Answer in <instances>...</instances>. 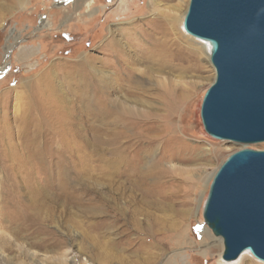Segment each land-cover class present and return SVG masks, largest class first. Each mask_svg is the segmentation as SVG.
Returning a JSON list of instances; mask_svg holds the SVG:
<instances>
[{
	"label": "bare ground",
	"instance_id": "6f19581e",
	"mask_svg": "<svg viewBox=\"0 0 264 264\" xmlns=\"http://www.w3.org/2000/svg\"><path fill=\"white\" fill-rule=\"evenodd\" d=\"M12 2L0 0V11L10 7ZM94 2L75 0L73 8L78 10L83 6L88 13ZM144 2L147 13L157 17L143 33L142 38L146 42L143 51L135 54L130 50L128 44L121 41L125 32L117 29V34L111 32L106 38L109 43L106 54L113 58L112 69L94 67L85 55L79 60L81 63L78 62V65L86 64L93 93L87 94L82 89L84 76L85 79L77 82L76 89L69 84L76 100L54 89L55 92L50 94L51 102L47 99L50 103H44L45 95L34 106L24 105L42 122L35 125L30 137L26 135L28 138L24 140L27 161L34 159L40 164L47 163L41 156L44 147L57 148L65 139L73 140L79 133L82 137L84 133L80 127H88L93 133L92 139L86 138L83 155L78 167L74 166L76 169L72 176L63 170L49 171L48 181L36 183L31 190L25 207L28 214L20 212L19 219L26 222L61 218L70 231L74 226L82 225L74 220L76 214L98 216L102 214L101 205L110 207L123 220L120 231H113L119 227L113 214L114 217L105 223L104 231L99 229L98 221L84 223L87 231L81 238V249L93 253L102 264L113 261L119 264H155L164 251L183 244L196 245L197 253L207 257L208 250L222 242L218 237L208 248L209 229L204 226L199 242L191 236L197 187L183 186L196 174L191 164L187 159L166 156L165 153L161 158L157 157V151L164 144L180 141L185 130L189 129L182 122L195 97L197 82L193 79V72L200 70V61L204 57L210 61L211 46L207 41L187 34L183 27L178 29L183 25V18L174 12L180 9V3ZM77 14L80 16L81 12ZM9 49L10 44L6 46L5 53ZM122 69H129V73L121 75L119 71ZM153 109L162 111L159 113ZM94 115L97 116V126L91 121ZM71 128L80 131H73L74 138L65 136ZM101 129H104L106 138L101 137ZM41 137L45 144H41ZM95 155L99 157H93ZM96 160L101 163L95 164ZM85 161L86 165H83ZM96 186L106 189L105 202L97 204L95 198L87 195ZM25 224L30 226V223ZM102 237L106 239L101 240ZM119 240H123L120 249L126 255L117 250ZM133 256L137 258L132 259ZM177 258V254L167 255L162 264H177ZM253 258L244 251L236 260L223 263L248 264ZM75 259L74 256L73 264H77ZM180 264L188 263L183 259Z\"/></svg>",
	"mask_w": 264,
	"mask_h": 264
},
{
	"label": "rangeland",
	"instance_id": "374dc122",
	"mask_svg": "<svg viewBox=\"0 0 264 264\" xmlns=\"http://www.w3.org/2000/svg\"><path fill=\"white\" fill-rule=\"evenodd\" d=\"M13 1L10 7L0 11V264H73L74 256L77 264H102L93 253L81 249V238L87 231L84 225L87 221H98L99 229L105 230V223L116 215L110 207L101 205L102 214L91 216L92 218L81 213L76 214L74 220L80 221L82 225L74 226L70 231L61 218L55 219L56 221L26 220L31 227L19 219L20 212L28 214L25 207L29 202L31 190L36 183L48 181L49 171L63 170L72 176L76 169L74 166L78 167L83 155L86 138L92 139L93 133V131L90 133L88 127H80L85 135L81 137L79 133L74 138L73 131H77L78 128H71L65 136H73V140L65 139L66 141L57 148L49 145H46L49 146L47 148L44 147L41 156L47 163L40 164V161L34 159L27 161L25 159L27 150L23 149V143L30 137L33 127L40 125L41 121H38L33 111L26 109L25 106H34L44 99L45 95L47 98L43 102L50 103L52 100L50 94L55 92L54 89L57 93H67L76 100L69 90L70 85L76 89L77 82L84 76L86 79L84 78L82 89L87 94L93 93L86 64L78 65L81 63L79 61L81 57L83 55L88 57L94 67L112 69L113 58L106 54V50L109 49L106 38L110 33L117 34L116 30L122 29L125 35L121 41L128 44L129 49L135 54H139L146 43L142 38L143 33L154 23L157 16L147 13L145 0H94L93 8L88 13L83 6L78 10L73 8L75 0ZM162 1L180 3V9L174 13L177 17L184 18L189 0ZM78 12H81L80 16ZM178 29L182 30V26L179 25ZM9 44L10 49L5 53V48ZM200 65V70L193 72V79L197 82L195 97L190 108H187L182 122V125L189 129L185 130L184 138L181 137L180 141H169L157 151L158 158L165 153L166 156L187 159L196 173L187 179V182L189 181L187 184H183L184 187H197L190 230L196 242L200 240L203 226L208 228L204 223L202 211L213 175L230 154L244 147L231 141L215 139L205 132L200 118V107L205 91L214 82L215 70L205 57L200 61ZM128 71L129 69H122L119 72L123 75ZM152 111L161 113L162 110ZM91 121L97 126V116L94 115ZM104 132V129L100 130L102 138H106ZM43 141L44 138L41 137V144H45ZM248 147L264 150V142ZM94 163L101 161L96 160ZM84 164L86 165V161ZM39 168L42 170L39 171ZM100 187L90 189L87 194L95 198L97 204L100 201L105 202L103 197L106 189ZM116 219L119 227L113 231L118 233L123 220L119 215H116ZM23 230L27 232H21ZM216 238L218 237L209 229V238L206 239L208 248ZM122 241L119 240L117 250L121 255H126L120 249ZM211 248L205 257L197 253L196 245L174 246L164 251L155 264H162L167 255L172 254L178 255L177 264L182 263L183 259L188 264L228 262L222 259V242L218 247ZM111 264L119 262L113 261ZM248 264L264 262L253 258Z\"/></svg>",
	"mask_w": 264,
	"mask_h": 264
},
{
	"label": "water",
	"instance_id": "95a60500",
	"mask_svg": "<svg viewBox=\"0 0 264 264\" xmlns=\"http://www.w3.org/2000/svg\"><path fill=\"white\" fill-rule=\"evenodd\" d=\"M184 31L207 41L215 79L205 91V132L244 147L212 177L204 223L223 244L222 259L244 251L264 262V0H189Z\"/></svg>",
	"mask_w": 264,
	"mask_h": 264
}]
</instances>
